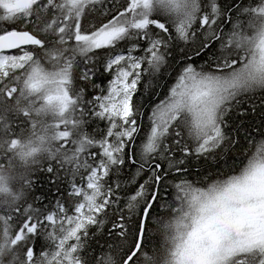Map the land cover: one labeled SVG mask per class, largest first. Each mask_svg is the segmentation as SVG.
<instances>
[{"label": "snow or ice", "instance_id": "obj_1", "mask_svg": "<svg viewBox=\"0 0 264 264\" xmlns=\"http://www.w3.org/2000/svg\"><path fill=\"white\" fill-rule=\"evenodd\" d=\"M233 9L239 13L235 22ZM87 12L106 19L87 30L81 22ZM221 16L232 24L227 35L218 30ZM0 23L24 28L0 31V158L7 161L0 163V264H84L80 251L88 227L102 226L100 217L110 208L121 211L118 174L126 163L138 165L137 177L149 175L128 198V219L118 215L109 229L127 245L119 264H138L141 258L144 264H264V140L251 155L245 153L237 174L207 187L175 183L177 206L159 203L161 211L172 213L161 226L163 255L144 251L161 183L173 170L187 171L180 167L183 158L173 159L172 144L184 157L197 158L225 142L234 146L224 131L226 116L250 94L264 93V0L230 5L225 12L217 0L206 5L201 0H0ZM197 33L205 39L196 56L215 41H220V54L203 66L182 67L168 96L152 109L137 159L134 145L141 129L132 96L141 76L161 70L170 42L188 44L198 39ZM140 41L146 47L137 56ZM101 50L104 71L113 79L106 94L87 99V89L75 86L74 73L84 84L93 81L96 68L89 65ZM89 119L106 122L100 138L85 130ZM169 137H174L171 144ZM42 159L70 171L68 194L78 198L72 214L59 200L55 210L27 202L32 166ZM159 160L168 161L167 170ZM17 165L24 170L17 171ZM46 171L53 173V166ZM141 201L139 220L130 229ZM41 236L50 247L37 256L35 241ZM100 260L117 264L112 253Z\"/></svg>", "mask_w": 264, "mask_h": 264}, {"label": "trees", "instance_id": "obj_2", "mask_svg": "<svg viewBox=\"0 0 264 264\" xmlns=\"http://www.w3.org/2000/svg\"><path fill=\"white\" fill-rule=\"evenodd\" d=\"M217 2L220 5L221 11L225 12L230 5H242L246 7L258 4L259 0H217ZM201 3L203 5V0H201ZM238 15V11L233 9L231 12L233 22L236 21ZM225 18L226 16H221L220 19L224 20ZM104 19H106V17L98 16L95 12H87L81 22L85 29L90 30L94 25H97L100 20ZM240 19L245 22L247 21L246 16H242ZM86 26L89 28H86ZM169 27L171 28V25H169ZM194 27H198V25H195ZM14 28L24 30L23 26L19 23H0V31L11 30ZM219 29H222L223 33L227 35L232 30V24H226V26L218 28V30ZM155 31L159 32L158 29ZM173 35H175L174 32ZM197 36L198 39L188 44L182 42H170V46L167 49L166 63L161 67V70L159 72H145L141 76L140 82L137 85V93L140 90H143L142 88L144 84L151 83L149 97H146L145 94V97L143 95L139 97V100L135 101L136 95H134L132 97V104L137 111V115L143 110L147 111V114H145L146 121L143 123L138 121L137 115L135 116L138 125L144 130L145 134L149 130V116L152 109L168 96L169 89L175 83L182 67L187 63H193L197 67L203 66L204 61H207L210 58H215L220 54V41H215L209 49H206L200 56H196V51L199 50L201 42L205 39L200 33H197ZM140 44L141 50L135 53L137 56H142L144 54L142 49L146 47V44L143 41H140ZM123 48L124 44L122 43L121 49ZM188 56H192V60H188ZM105 59L106 56L104 52L102 50L99 51L95 63L89 65L90 67L96 68V74L93 81L87 84H84L78 79V72L74 73L75 86L77 88L83 86L87 89L85 93L87 99H91L94 94L99 95L102 92L106 94L109 82L113 79L112 73L104 71L102 61ZM142 67L147 69V63L145 62ZM93 84L97 85V87H93ZM158 95L161 96L162 99L160 101H154V97ZM225 119L227 121V126L224 128V131L226 134L227 131H229V136L232 138L230 139L236 141L235 145L233 146L225 142L221 148L214 151L215 153L212 158L205 159L204 161H196L190 158L195 154L184 157L183 153L177 149V146L172 144L173 159L176 160V157L183 158L185 163L180 165V167L187 169V171L181 173H176L173 170V176L188 177L200 187H207L209 183L213 182L212 177L214 176L226 173L227 175L237 174L243 164L246 163L247 157L245 153L249 155L248 152L250 151L251 146H254L256 150L257 143L264 140V93L257 91L254 94H250L246 99H243L242 103L234 108ZM98 121V119H89L87 125H85V130L96 138H100L104 132L103 126ZM173 139L174 137H169L168 142L171 144ZM249 141H252L253 143L250 144ZM188 144L194 150V143L190 144V141H188ZM68 147L71 148L72 146L69 145ZM92 151H96V149H92ZM127 151L128 149H126V152ZM137 156L139 157V155ZM164 161L168 162L167 160ZM6 162L7 161L4 158H0V163ZM45 163L47 166H49V164L55 165L60 172V176L53 179L51 177H46L38 182H33L32 188L26 193L27 202L32 203L35 207L43 210H55L56 201L59 200L68 209L69 214H72L74 201L78 198L71 197L68 194L71 190V183L73 182L71 173L62 169L55 160L42 159L39 165L32 166L34 170L31 171L30 177L37 170L45 171L47 169V167L44 166ZM67 167L68 166L66 165L65 168ZM137 167L138 165L126 163L123 171L118 174L119 182L121 183V188L118 190V194L121 198L119 204L121 211L117 214L114 208H110L106 217L103 215L100 217V219L104 220L102 226L90 225L88 227V235L91 237L86 241V246H83L80 251V256L82 257L84 264H103L100 258L108 253H112L117 260V264H119V260L123 255L121 249L123 248L125 251L127 250V245L120 237L116 236L114 232L110 235L109 229L111 228L112 223L118 219V215H124L125 219H128V209L126 207L128 198L133 194L141 176L145 174V172H143L137 177ZM23 170V168H20L19 165H17V171ZM81 172L82 174H86L83 169ZM116 178L117 177L114 175L111 177V180H115ZM53 180L55 183L52 182ZM165 182L166 181L163 180L161 183L160 191L162 193H160V201L153 208L151 216L149 217L147 232L144 239V251L153 256L163 255L165 236L161 226L170 218L166 211L160 210L159 203L171 204L174 197V195H169V191L165 190ZM75 183H81L80 175L75 177ZM36 197H40L41 199L37 201L35 199ZM143 206V204H140L135 210L132 220L129 221L128 224L130 229H132L135 223L138 222ZM157 221H159V223H157ZM110 245L111 247H109ZM49 247V242L43 236L37 238L35 241L36 255L39 256L42 250H47ZM138 264H144L142 258L138 261Z\"/></svg>", "mask_w": 264, "mask_h": 264}, {"label": "bare ground", "instance_id": "obj_3", "mask_svg": "<svg viewBox=\"0 0 264 264\" xmlns=\"http://www.w3.org/2000/svg\"><path fill=\"white\" fill-rule=\"evenodd\" d=\"M207 4V0H203V5H206ZM226 24H230V23H228L227 22V18H225L224 20L223 19H220V21H218V28H222V27H224V26H226ZM86 28H89L88 26H86ZM156 29H154V31H155ZM150 87H151V83H147V84H144V86H143V90H140L138 93H137V90L135 91V93L133 94V96L134 95H136L135 96V101H137V100H139V97H141V96H143L144 95V97H145V94H146V97H149V92H150ZM132 96V97H133ZM162 99V97L161 96H155L154 97V101H160ZM146 100H148V99H146ZM140 104V103H139ZM145 114H147V111L145 110H143V111H141V112H139L138 113V115H137V119H138V121L139 122H141V123H143V122H145L146 121V119H145ZM99 120V119H98ZM102 126H103V128H104V130L106 129V122L105 121H101V120H99L98 121ZM226 128V127H225ZM141 130H140V132L137 134V138H136V140H135V145H134V147H135V150H136V152H137V155H138V151L140 150V145H141V143L144 141V139H145V132H144V130L142 129V128H140ZM227 136L229 137V138H231L230 136H229V131H227ZM232 139V138H231ZM193 142H191L190 141V144H192ZM131 149H128V151H130ZM253 152H255V147L254 146H251V149H250V151L248 152V154L249 155H251ZM215 152H212V153H208L207 155H206V157L205 156H201V157H199V158H197L195 155H193V156H191L190 158H192V160L194 159V160H196V161H204L205 159H210V158H212L213 157V154H214ZM137 159H139V157L137 156ZM181 158H179V157H176V160H180ZM159 163H161L162 165H163V168L164 169H168V167H169V165H168V162H166V161H164V160H159L158 161ZM190 163H192V162H190ZM44 166L45 167H48L47 165H46V163L44 164ZM53 166V168H54V172L53 173H49V172H47L46 170L45 171H43V170H37V171H35L34 173H33V175L31 176V179L33 180V182H38V181H40L42 178H46V177H51L52 179L53 178H55V177H58V176H60V172H59V170L55 167V165H52ZM69 167V166H68ZM67 167V168H68ZM68 173H70V171H67ZM82 173V172H81ZM148 173L147 172H145V174H143L142 176H141V179H140V181H139V183H138V185H137V187L135 188V190H134V192H133V194L135 193V191L137 190V188H138V186H139V184L140 183H143L144 182V180L145 179H147V177H148ZM228 175H227V173L226 174H223V175H218V176H214V177H212V180L213 181H215V180H217V179H224V178H226ZM164 180L166 181L165 182V186H164V188H165V190H167V191H169L170 192V194L169 195H174V197H173V201H172V203H171V205L173 206V207H175V206H177V204H178V202L176 201V199H175V196H176V189H175V187H174V185H175V183H178V182H180L181 180H186V181H189V182H191V183H193L195 186H197V187H200L197 183H195V182H193L192 180H190L188 177H176V176H173V172L171 171V172H169V174L164 178ZM171 181V182H170ZM148 190H149V192L152 190V186L151 185H149V187H148ZM160 193H162L161 191H160ZM140 204H143V201H141L140 202ZM166 213H167V215L169 216V217H171V215H172V213H171V211L169 210V211H166ZM91 236H87L86 238H85V242H83L84 243V246H86V241L90 238ZM71 243V242H70Z\"/></svg>", "mask_w": 264, "mask_h": 264}, {"label": "water", "instance_id": "obj_4", "mask_svg": "<svg viewBox=\"0 0 264 264\" xmlns=\"http://www.w3.org/2000/svg\"><path fill=\"white\" fill-rule=\"evenodd\" d=\"M23 47H31V46H23ZM18 50V49H17ZM17 50H13V51H17Z\"/></svg>", "mask_w": 264, "mask_h": 264}, {"label": "rangeland", "instance_id": "obj_5", "mask_svg": "<svg viewBox=\"0 0 264 264\" xmlns=\"http://www.w3.org/2000/svg\"><path fill=\"white\" fill-rule=\"evenodd\" d=\"M144 55V54H143Z\"/></svg>", "mask_w": 264, "mask_h": 264}]
</instances>
